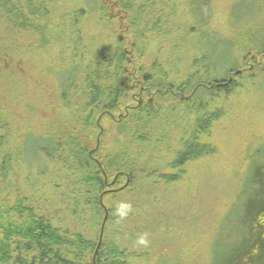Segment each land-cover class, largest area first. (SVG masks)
<instances>
[{"label": "trees", "instance_id": "1", "mask_svg": "<svg viewBox=\"0 0 264 264\" xmlns=\"http://www.w3.org/2000/svg\"><path fill=\"white\" fill-rule=\"evenodd\" d=\"M134 1L112 5L119 21L128 19ZM152 1L151 8L164 3ZM209 2L171 0L161 18L146 28L164 43L157 46L158 60L140 69L144 93L128 116L121 112L133 64L128 40L111 30L105 42L84 35L79 24L88 16L102 25L114 23L115 15L107 16L102 0H0V264H95L82 261L91 251L94 255L92 239L57 227L29 202L48 197L57 203L62 197V204L72 203L74 213L96 220L94 228L100 229L106 216L101 198L111 194L106 179L118 191L126 188H121L126 179L130 190L142 176L138 169L147 164L152 170L142 180L152 196L145 199L155 206L161 184H182L193 170L201 175L205 167L213 172L206 161L219 154V124L242 114L250 100L264 103V66L243 71L245 59L264 55V31L240 23L234 39L210 35L204 29L209 17H203ZM28 31L37 36L39 50L52 46L62 57L76 54L43 70L54 89L55 112L39 98L41 83L35 85L26 75L29 62L19 58V33ZM106 120L117 130L116 151L106 152L98 139ZM243 146L226 177L235 190L233 199L208 234L201 264H264V133ZM28 152H36L35 164H29ZM44 163L53 171L29 170ZM17 175L22 179L17 181ZM37 181L49 187L37 190ZM9 191L25 196L11 200ZM123 210L127 216L118 213L120 220L139 214L138 209ZM122 237L116 235L115 242L104 237L96 264H136V256L120 249ZM140 264L180 263L157 255Z\"/></svg>", "mask_w": 264, "mask_h": 264}, {"label": "rangeland", "instance_id": "2", "mask_svg": "<svg viewBox=\"0 0 264 264\" xmlns=\"http://www.w3.org/2000/svg\"><path fill=\"white\" fill-rule=\"evenodd\" d=\"M110 1L102 0L105 4L104 8H109L107 16L111 13L113 18L115 15L112 19L114 23L111 26L104 25V23L102 25L101 20L93 19L90 16L88 17L91 19L88 18V20L79 24L84 35L89 33L91 36H101L102 41L105 42L110 39L108 32L111 30L116 35L124 36L128 40V51L133 54V64L129 68L128 98L122 103L121 112L130 116L132 110L138 105L139 99L143 96L142 93H144V74L140 69L146 65H151L158 58L157 48L161 47V43H164L158 33L155 31V33H149L146 28L152 26L153 22L155 23L161 18L166 12L165 7L171 0H163V4L159 2L158 6L153 8H151L152 0H135L131 5V12L127 14L128 19L125 21H119L120 17L118 16L120 14H116L114 8H112L116 1L120 2L122 0ZM236 6H241V8L238 10L239 12L237 11L238 13L235 12L234 14ZM203 14L204 18L209 17L207 26L204 29L210 31V35L214 34L215 36L234 39L239 32L237 28L241 26L240 23L246 25L248 29L256 27L258 30L264 31V0H210L209 7L203 8ZM101 28L106 29V32L101 33ZM167 28L169 31L170 26L167 25ZM19 34L21 36L19 58L29 62V64H24V67L29 71L26 75L35 85L41 83L39 98L41 101L43 100V103L44 100L46 101L45 107L47 109L55 112L57 110V100L54 97V89L51 87V82H45L47 76H43V70H48L47 66L52 62H56L53 63L56 65L76 54L68 53L62 57L60 51L52 46L39 50L37 36L33 32L28 31L24 35ZM134 47H137V50H143V53H139ZM18 63L23 64L21 60ZM263 66L264 55L252 54L243 61L244 72L252 69L259 71ZM35 76L37 79L34 78ZM17 83L18 93H21L23 86L20 82ZM26 94L34 99V93L27 92ZM153 96H155V93ZM246 106L248 107L245 108L246 110L242 114L240 113L234 118L219 124L215 138V142H218L217 145H219V154L212 160L206 161L207 165L208 162L212 164L211 169L213 172L210 173L205 167L202 169L201 175L195 174V170H193L194 173L192 172V175L188 176L189 181L186 180L182 184L170 185L168 188H165V184H161L157 192L159 201L155 206L150 205V200L146 201L148 196H152L150 190H146L147 183L142 180V177L144 178L143 174L152 170L147 164L138 169V174L142 176L139 177L130 190H128L126 179L121 186V188L124 186L126 188L124 187L125 189L121 191H118L120 188H113L111 181L107 182L106 179L107 191L111 194L105 196L104 199L101 198L106 216L100 229L94 228L96 220L81 215V211L77 214L74 213L75 209L72 203L62 204L64 202L62 197L57 199L58 197L55 196L57 203L52 201V198L47 197L43 200L37 198L39 200L28 204L37 210L38 215L50 219L57 227L69 228L74 232L83 233L86 238H90L95 242L94 255H92L93 251L89 252L82 258L83 263L94 262L96 264L97 254L106 241V239L104 241L106 235L109 237L106 242H115L116 235L122 234L123 237L118 242L120 249L136 256L134 260L136 264L153 260L157 255H162L180 264H201V260L204 261L207 258L208 234L220 221L228 200L233 199L234 196V187L226 180L229 174L228 171L237 164L238 157H241L240 152L244 149L243 144L250 137L264 133V103L250 100ZM116 118H119V116H116ZM236 122L237 125H235ZM111 124L107 120L104 121L103 129L98 136L99 141L104 142L106 152L116 151L114 141L117 130L114 127L111 130ZM104 130L108 131V135L102 137ZM35 153L28 152L27 160L30 165L32 162L35 164L37 161ZM47 168L50 172L53 171V166L47 167L46 163L31 167L29 170L31 169L35 174L41 172L40 169L47 170ZM47 177L48 175L46 179ZM16 179L18 181L22 178L17 175ZM36 183L35 189L37 190L42 187H49L42 186V183L38 181ZM20 193L21 195L9 191L7 196L11 200L19 195L25 196L24 192ZM124 207L138 209L139 214L129 219L120 220V218H117L118 213L121 215L125 213L123 217L127 216V211L123 210ZM109 210H113L112 213L108 214ZM74 219L76 221H73ZM107 225L116 228L109 226L108 229ZM103 226L104 233L101 238ZM117 229H120V231H117ZM96 235H98V241H96ZM128 236L135 237V239H130ZM108 248L105 246L103 250Z\"/></svg>", "mask_w": 264, "mask_h": 264}, {"label": "water", "instance_id": "3", "mask_svg": "<svg viewBox=\"0 0 264 264\" xmlns=\"http://www.w3.org/2000/svg\"><path fill=\"white\" fill-rule=\"evenodd\" d=\"M103 233H104V226H103V228H102L101 238H102V236H103Z\"/></svg>", "mask_w": 264, "mask_h": 264}]
</instances>
